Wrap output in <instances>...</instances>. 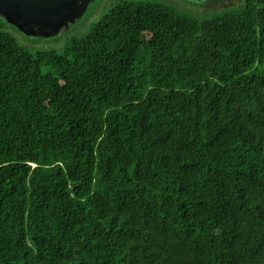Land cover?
Returning <instances> with one entry per match:
<instances>
[{
	"label": "trees",
	"instance_id": "1",
	"mask_svg": "<svg viewBox=\"0 0 264 264\" xmlns=\"http://www.w3.org/2000/svg\"><path fill=\"white\" fill-rule=\"evenodd\" d=\"M8 27L0 264H264V0L120 2L63 53Z\"/></svg>",
	"mask_w": 264,
	"mask_h": 264
},
{
	"label": "rangeland",
	"instance_id": "2",
	"mask_svg": "<svg viewBox=\"0 0 264 264\" xmlns=\"http://www.w3.org/2000/svg\"><path fill=\"white\" fill-rule=\"evenodd\" d=\"M153 2L165 4L182 15L199 19L212 18L241 8L246 0H96L89 6L87 13L67 32L51 38L24 36L18 30L7 28L17 41L33 54L45 51H57L63 53L71 41L78 37H84L114 5L120 2ZM44 73L51 72L45 67Z\"/></svg>",
	"mask_w": 264,
	"mask_h": 264
},
{
	"label": "water",
	"instance_id": "3",
	"mask_svg": "<svg viewBox=\"0 0 264 264\" xmlns=\"http://www.w3.org/2000/svg\"><path fill=\"white\" fill-rule=\"evenodd\" d=\"M95 1L0 0V17L26 36L47 39L70 30Z\"/></svg>",
	"mask_w": 264,
	"mask_h": 264
}]
</instances>
